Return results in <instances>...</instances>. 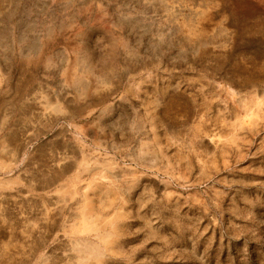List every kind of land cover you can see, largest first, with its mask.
<instances>
[{
  "label": "rangeland",
  "instance_id": "1",
  "mask_svg": "<svg viewBox=\"0 0 264 264\" xmlns=\"http://www.w3.org/2000/svg\"><path fill=\"white\" fill-rule=\"evenodd\" d=\"M0 264H264V0H0Z\"/></svg>",
  "mask_w": 264,
  "mask_h": 264
}]
</instances>
